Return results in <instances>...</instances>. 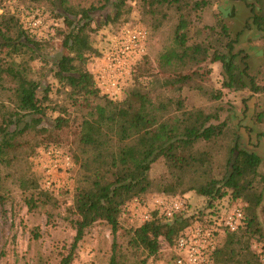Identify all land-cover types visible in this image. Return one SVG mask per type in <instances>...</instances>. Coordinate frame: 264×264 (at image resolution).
<instances>
[{
	"label": "trees",
	"instance_id": "obj_1",
	"mask_svg": "<svg viewBox=\"0 0 264 264\" xmlns=\"http://www.w3.org/2000/svg\"><path fill=\"white\" fill-rule=\"evenodd\" d=\"M28 1L31 4L23 8L27 15L43 13L33 6L44 0ZM59 1L66 14L64 52L54 64L57 84L48 83L42 88L40 79L33 75L31 62L42 56L50 37L24 25L22 15L8 7L17 0H0V95L7 97L0 100V203L3 205L7 198L4 167L20 163L29 143L23 139L25 134L50 136L52 131L45 126L38 128V124L55 111L57 130L73 126V150L56 137L36 141L27 152L28 164L18 174L17 182L29 211L58 203L63 189L55 192L44 188L33 159L41 146L51 144L71 153L74 168L65 191L74 190L69 210L76 216V234L72 251L62 258L61 264L73 261V250L97 222L108 224L114 236L109 264H125L118 259L122 244L116 234L124 216L131 214V202L145 200L144 196L152 192L182 198L185 205L172 217L158 208L150 209L149 218L135 220L124 229L128 246L147 253L143 264H173L179 256L178 238L195 221L204 222L206 218L216 227L217 241L210 264H264V226L257 213L263 201V190L258 184L264 183V174L257 169L264 149V84L253 71L250 54L236 46L241 32L236 36L219 17L215 25H201L209 0H139L149 20L119 25L103 46H94L93 12L110 0L79 8L69 0ZM243 1L250 10L245 27L264 33V0ZM127 5L132 7L127 0H116V13L114 17L107 15L106 21L120 17L122 7ZM165 24L169 35L161 49L173 46L176 51L175 67L169 71L196 74L203 63L220 62L223 88L253 92V124L244 127L247 139L241 124L232 123L231 116L223 119L218 110L206 111L187 103L184 89L191 90L193 86L176 88L166 71L152 65L148 48ZM126 25L147 28V50L133 66L122 96L115 99L102 91L96 72L88 63L110 50ZM52 93L62 96L63 101H56ZM221 94L222 90H218L216 96ZM247 102L248 98H244L243 114L249 107ZM27 117L31 118L26 120ZM222 147L226 154L220 172L216 171L219 161L213 151L218 148L220 152ZM161 158L166 171L152 177V165ZM245 170L253 174L247 181L238 178ZM189 191L197 193L196 203L191 202ZM238 203H242L243 217L237 229L229 230L224 216ZM47 215L51 218L54 214ZM33 233L39 237L38 230ZM254 244L260 246L259 252L254 250Z\"/></svg>",
	"mask_w": 264,
	"mask_h": 264
},
{
	"label": "rangeland",
	"instance_id": "obj_2",
	"mask_svg": "<svg viewBox=\"0 0 264 264\" xmlns=\"http://www.w3.org/2000/svg\"><path fill=\"white\" fill-rule=\"evenodd\" d=\"M115 1L110 0L104 8H99L93 12L91 39L94 46H103L105 40L114 34L119 25L128 22H131V24L144 23V20H149V17L141 9L139 0H127V3L131 4L132 7L129 5L123 6V13L120 17L106 21L107 15L114 17L116 13V9L113 6ZM209 1L210 4L202 13L201 25H215L219 17L228 23L236 36L237 32H241L236 46L237 48L245 49L250 54L249 60L254 69L253 71L257 73L260 83L264 84V33L255 27H245L246 20L250 15L248 6L243 0ZM102 2L103 0H69L68 3L75 8H79L89 6L91 3L99 6ZM28 4H31L28 0L26 2L17 0V2H10L8 7L17 11V13L19 12L24 20L27 14L23 8ZM35 4L33 7L41 8L43 11V13L37 11L31 14L43 19V25L38 29V32L50 37V40L45 45L46 48L42 52V56L31 62L34 69L33 75L35 78L40 79L42 88H44L48 83L57 84V80L54 77V64L64 52L63 34L67 30V25L64 21L66 14L59 0H44ZM53 22H57L58 25L55 26ZM167 25L165 24L162 31L153 38V45L148 48V52H150L149 60L152 65L155 68L159 65L161 70L166 71L176 88L181 85L187 88L193 86L194 89H184V94L188 97L187 103L202 107L206 111L218 110L223 119L231 116L232 123L241 124V132L244 134V138L247 139L248 131L244 127L246 124H253L250 118L255 104V97H251L253 92L249 89L229 90L228 88H223L221 86L223 75L220 62L208 65L203 63V67L196 74L189 72L176 74L169 71L175 67L173 61L176 51L173 46L167 47L165 50L161 49L162 45L165 44L166 37L169 35V26ZM49 31L50 33H48ZM101 60L102 56L97 60H90L88 67L96 72ZM208 68H210V72H207ZM186 74L189 75L186 76ZM218 90H222L221 97L216 96ZM262 95L264 97V93ZM52 96L56 101H63V97L58 94L54 95L52 93ZM244 98H248L247 104L249 106L245 114L242 112L245 107L243 104ZM6 99L5 95H0V100L4 101ZM56 115L57 112L50 111L43 122L38 124V128L45 126L46 129L51 130L50 136H43L44 134L48 135V133L41 135L29 132L25 134L23 139L28 140L29 143L25 147L27 151L25 152L24 150L22 152L20 163L4 167L6 186L4 191L7 198L3 205L0 203V264H61L62 258L72 251L71 245L76 234L73 222L76 216L69 210V206L72 204L74 190L65 191L64 189L58 194V203H48L41 210L32 212L28 210L17 182L18 174L27 167V152L36 141L42 138L56 137L57 139L60 138L68 148L73 150L76 142V133H74L73 126L57 130L55 126ZM30 118L27 117L26 120ZM77 121L79 122V118H77ZM13 127L11 126V128ZM213 153L216 160L219 161L216 171L223 172L224 166H219L223 164L224 154H226L225 149L222 147L219 152L217 148ZM257 169L261 174H264V149L262 151L261 164ZM165 171V162L161 158L152 165L150 175L158 177ZM252 175L250 170H245L244 175L238 176V178L247 181ZM258 185L263 190V201L258 206L257 213L261 224L264 226V183H259ZM188 195L191 202H197L198 196L195 191H189ZM155 196V192L144 196L146 197L144 198L146 205L143 204L138 209L136 208L135 217H132L131 214L128 215V213L124 216L121 228L116 234L118 243L122 244L118 254L120 262H125V264H143L142 260L147 256V253L142 250L135 251L128 246L127 234H124V229L130 228V225L135 220L140 221L143 209L150 208L149 203L154 200ZM47 212H51L54 215L49 218ZM34 229L38 230L39 237L34 236ZM113 240L114 236L108 224L104 222L93 224L87 229L85 236L73 250V261L70 264H109ZM253 248L259 252L260 246L254 244Z\"/></svg>",
	"mask_w": 264,
	"mask_h": 264
},
{
	"label": "built area",
	"instance_id": "obj_3",
	"mask_svg": "<svg viewBox=\"0 0 264 264\" xmlns=\"http://www.w3.org/2000/svg\"><path fill=\"white\" fill-rule=\"evenodd\" d=\"M23 21L31 30H38L43 25V19L37 15H26ZM147 39L148 30L142 25H126L122 29L115 45L102 55L96 70V81L103 92L115 99L122 96L124 84L133 66L146 53ZM33 160L35 167L41 172L44 188L55 192L65 189L74 168V159L68 150L54 144L41 146ZM143 204L146 205L145 200L131 202L128 208L132 217H135L134 213ZM184 205L182 198L156 195L149 203L150 208L143 209L140 221L150 217V209L158 208L161 213L172 217ZM242 217V203H238L225 214L224 224L229 230H235ZM215 230L216 227L207 218L204 222L195 221L178 238L179 256L173 264H210L217 241Z\"/></svg>",
	"mask_w": 264,
	"mask_h": 264
}]
</instances>
